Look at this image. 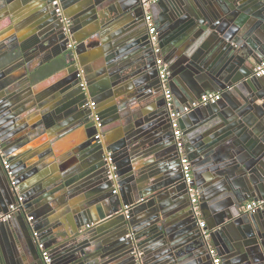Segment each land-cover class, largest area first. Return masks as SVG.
Listing matches in <instances>:
<instances>
[{"label":"water","instance_id":"1","mask_svg":"<svg viewBox=\"0 0 264 264\" xmlns=\"http://www.w3.org/2000/svg\"><path fill=\"white\" fill-rule=\"evenodd\" d=\"M174 1L149 10L173 102H184L174 108L209 242L222 264H264V206L241 212L264 202V76L253 75L264 60V0ZM60 3L69 37L44 0H0V138L23 198L0 225V264H45L37 239L51 264H212L140 0ZM207 92L221 99L183 111ZM45 135L46 154L32 151ZM15 196L0 160V214Z\"/></svg>","mask_w":264,"mask_h":264},{"label":"built area","instance_id":"2","mask_svg":"<svg viewBox=\"0 0 264 264\" xmlns=\"http://www.w3.org/2000/svg\"><path fill=\"white\" fill-rule=\"evenodd\" d=\"M158 1H160V0H140L141 5H142L143 10H144L145 24H146L147 29H148L147 30L148 31V39H149V43H150L152 52L155 56V65L157 68L158 77H159L160 84L162 87L166 107L169 110L170 125H171L173 136L175 139L176 148H177L178 152L180 153V164H181L182 177H183V181L187 187L189 202H190V208H191L194 216L197 218V224H198V227L200 228L201 237L208 244L207 245L208 254L211 256L212 264H222L221 258L217 254L216 248L209 242V238H210L209 230L205 229V222L201 216L198 189L192 183V180H193L192 166H191V164H190V162H189V160H188V158L184 152L182 132H181V129L179 127V122H178L180 113L178 111H176L174 108L172 92H171L169 85H168L169 69H168L167 64L163 60V56L161 54V47H160V40H159L158 31L156 29V24L153 20L152 14L149 10L150 5H152ZM51 7H52L55 15L58 18H60V21L63 24L62 29H63L64 34L67 37H69L71 35V31H70L71 22L67 17H65L63 15V10L61 7L60 0H51ZM67 48L70 51V55L72 57L76 58V54L74 52L75 43L71 40L68 41ZM253 75L255 77L264 76V60L260 61L258 64L255 65V67L253 69ZM77 76L80 77L81 79L83 78L82 71L80 69L78 71ZM81 85L84 86L85 82L82 81ZM220 99H221V93H219V92H207V93L202 94L198 99H195L190 104V106L184 105L183 111L189 112L191 110V108L215 104ZM87 105L92 108L94 106V102H89ZM92 118L95 122V127L97 128V133L95 135V138L100 139L101 138L100 129L102 127V123H101L99 117L95 113H92ZM103 159L106 162V165L109 169L108 170V177L110 180H112L114 182L113 192L115 193V192H117L118 186H117V182H116L117 174L115 173L116 167L113 163L112 153L110 151H106L104 153ZM0 160L2 163V167L5 171V174L7 176L9 185L12 188V190L16 193L15 202L9 206L7 212L0 214V225H1L4 223H7L12 218V216L23 206V204H22L23 198L20 194H17L18 189L16 186L15 174H14L13 169L10 166L9 161L7 160V158L5 156L1 138H0ZM263 206H264L263 201L249 200L243 204L242 209L244 212H247V213H255L259 209H261ZM31 220H32V217H28V221H31ZM33 236L35 238H37L38 232L34 231ZM36 244H37L38 249L41 251V256H42L44 263L45 264H51L50 252L48 249L45 248L43 241L37 239Z\"/></svg>","mask_w":264,"mask_h":264},{"label":"crops","instance_id":"3","mask_svg":"<svg viewBox=\"0 0 264 264\" xmlns=\"http://www.w3.org/2000/svg\"><path fill=\"white\" fill-rule=\"evenodd\" d=\"M176 1V3H178L179 4V6L180 5H184V3L186 4V0H175ZM174 1V2H175ZM80 31H81V29H80ZM76 35H78V33H76ZM192 38H193V40L195 39V36H193L192 35ZM197 39V38H196ZM195 39V40H196ZM168 54V53H167ZM167 60L169 61L170 59H168L167 58ZM170 62V61H169ZM174 104H175V107L176 108H178V109H180L181 108V106L184 104V102H182V101H180L179 99H176L175 98V101L173 102ZM73 134V133H72ZM71 134V135H72ZM42 135V134H41ZM44 135V134H43ZM73 136H75V135H73ZM73 136H71V137H69V136H67V137H65L64 139H62L60 142H59V146H57V151H60V152H62V150L66 147V146H68L69 144H71V142L73 141ZM69 137V138H68ZM31 148H32V151H36V152H40V154H46V150L48 149V147L50 146V144L48 143V141H47V136L45 135V136H40V138H36L35 140H33L31 143H30V145H29ZM242 206H243V204H242ZM242 206H241V212H243V213H245L244 211H243V209H242ZM60 211V210H59ZM56 213H58V215L60 214L59 212H58V210H57V212ZM64 217V216H63ZM13 226V225H12ZM17 227H18V225H16ZM6 234V233H5ZM5 234L2 232V230H0V240H2V241H4V237H5ZM2 241H0V242H2ZM42 241H43V243H45L44 242V240L42 239ZM3 243V242H2ZM5 245V244H4ZM0 249H2V246H1V243H0ZM11 249H12V253H15L14 252V249H13V245L11 246ZM0 251H2V250H0Z\"/></svg>","mask_w":264,"mask_h":264},{"label":"flooded vegetation","instance_id":"4","mask_svg":"<svg viewBox=\"0 0 264 264\" xmlns=\"http://www.w3.org/2000/svg\"><path fill=\"white\" fill-rule=\"evenodd\" d=\"M44 3L46 5V8L50 11H53L52 7H51V0H44ZM54 12V11H53ZM55 14V13H54ZM56 16V15H55Z\"/></svg>","mask_w":264,"mask_h":264}]
</instances>
